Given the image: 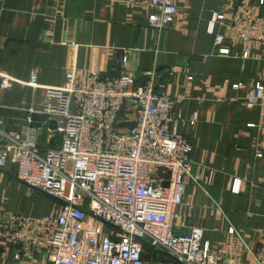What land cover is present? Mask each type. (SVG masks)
I'll return each mask as SVG.
<instances>
[{
	"label": "crops",
	"instance_id": "0c3cea01",
	"mask_svg": "<svg viewBox=\"0 0 264 264\" xmlns=\"http://www.w3.org/2000/svg\"><path fill=\"white\" fill-rule=\"evenodd\" d=\"M171 1L174 21L156 34L149 26L155 11L150 0H0V68L15 80L11 89L0 90V125L32 134L41 146L58 145L57 133L48 130L54 125L40 114L27 123L26 109L41 107L46 86L63 85L69 61L81 79L88 71L118 75L117 59L128 50L125 70L139 80L144 72H155V88L175 99L177 131L191 143V171L214 172L205 188L186 186L175 208V229L203 228V240L212 248L239 241L230 227L250 246L264 244V110L244 104L264 73V42L250 43L245 57L243 45L226 37L220 47L228 54H221L207 30L215 12H223L228 22L230 7L238 3L264 16V0ZM222 30L216 23L214 32ZM33 70L36 89L28 84ZM193 113L196 119L189 124ZM9 167L0 170V208L32 217L56 209L54 199L15 176L16 165ZM236 178L242 185L233 193ZM142 244L144 264H180L162 248ZM13 255L0 254V264H44ZM234 264L254 262L245 251Z\"/></svg>",
	"mask_w": 264,
	"mask_h": 264
},
{
	"label": "built area",
	"instance_id": "2783aa9c",
	"mask_svg": "<svg viewBox=\"0 0 264 264\" xmlns=\"http://www.w3.org/2000/svg\"><path fill=\"white\" fill-rule=\"evenodd\" d=\"M154 12L149 26L156 34L171 27L176 6L171 0H150ZM230 19L215 12L208 25L218 53L224 38L240 42L244 56L250 43L264 42V16L252 6L230 7ZM220 23L223 30L215 33ZM123 50L118 75L88 71L82 79L74 60L65 66L61 86H46L38 109L48 130L57 133L56 146H41L32 134H17L0 125V170L16 165L15 176L56 202V209L32 217L0 208V254L13 259L40 258L44 264H144L142 241L162 248L180 264H234L248 252L254 264H264V244L250 246L230 227V240L213 248L203 240V228L178 232L174 212L189 183L202 188L211 184L213 170L193 173L191 143L177 131L175 99L155 88V72L142 80L130 70ZM15 80L0 68V90ZM28 84L40 87L33 70ZM247 107L264 110V73L244 100ZM196 119L193 113L188 122ZM133 120L131 128L118 122ZM261 156L260 152H256ZM9 167V168H8ZM203 170V169H202ZM234 179L230 191L241 190ZM108 225L109 232L103 230Z\"/></svg>",
	"mask_w": 264,
	"mask_h": 264
},
{
	"label": "water",
	"instance_id": "95a60500",
	"mask_svg": "<svg viewBox=\"0 0 264 264\" xmlns=\"http://www.w3.org/2000/svg\"><path fill=\"white\" fill-rule=\"evenodd\" d=\"M134 125H135V122L133 120L118 122L117 124L118 127H125L128 129H131Z\"/></svg>",
	"mask_w": 264,
	"mask_h": 264
},
{
	"label": "rangeland",
	"instance_id": "374dc122",
	"mask_svg": "<svg viewBox=\"0 0 264 264\" xmlns=\"http://www.w3.org/2000/svg\"><path fill=\"white\" fill-rule=\"evenodd\" d=\"M32 189H33V188H32ZM33 190H36V189H33ZM36 191H38V190H36ZM38 192H40V191H38ZM103 230L106 231V232H109V231H110V228H109L108 225H104Z\"/></svg>",
	"mask_w": 264,
	"mask_h": 264
}]
</instances>
